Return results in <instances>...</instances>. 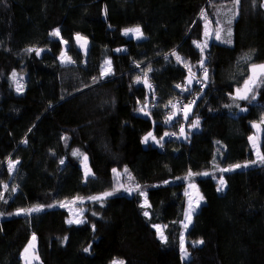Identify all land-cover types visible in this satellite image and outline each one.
<instances>
[{"label": "trees", "instance_id": "obj_1", "mask_svg": "<svg viewBox=\"0 0 264 264\" xmlns=\"http://www.w3.org/2000/svg\"><path fill=\"white\" fill-rule=\"evenodd\" d=\"M261 4L264 0L0 3V264H22L21 253L33 235L35 264H110L114 258L125 264H264V164L219 170L253 160L248 139L253 122L261 126L258 148L264 154V86L251 103L230 98L247 77L248 65L264 63ZM202 16L212 29L203 49L206 86L194 87L198 95L187 119L179 114L165 123L173 113L169 101L185 100L173 86L187 79L189 67L195 74L201 70L202 52L193 41L206 40ZM217 21L224 29L219 40ZM137 25L142 39L122 34ZM228 27L231 44L223 42ZM57 28L61 36H50ZM76 33L88 40L86 54L74 42ZM29 47L43 51L37 56L26 52ZM62 51L72 63H61ZM246 55L248 62L241 59ZM106 59L112 74L101 78ZM149 66L151 89L143 83ZM13 70L23 77V92L9 78ZM145 103L147 116L138 110ZM197 118L199 126L192 128ZM150 131L158 140L166 132L175 135L144 146L142 137ZM73 149L87 155L92 175L84 178L82 157H74ZM9 159L19 161L12 172ZM125 167L150 206H141L139 192L118 187L112 169L124 172ZM189 170L209 175L191 178L204 203L185 232L189 255L182 259ZM221 175L226 187L218 192L215 178ZM105 191L113 195L88 199ZM77 197L85 201L82 223L69 224L66 209L58 204ZM36 205H43L40 212L16 214ZM153 225L162 226L167 244ZM198 240L203 243L193 246Z\"/></svg>", "mask_w": 264, "mask_h": 264}, {"label": "snow or ice", "instance_id": "obj_2", "mask_svg": "<svg viewBox=\"0 0 264 264\" xmlns=\"http://www.w3.org/2000/svg\"><path fill=\"white\" fill-rule=\"evenodd\" d=\"M4 2V0H0V3ZM234 3L238 4L239 3V0H233ZM254 3H255V0H254ZM261 7H264V4H261ZM203 12V10H202ZM105 13H106V9H105ZM203 19H205V32H204V35L205 37L209 36L210 35V32H209V22L207 21L206 17L202 16ZM226 23L228 25H231L232 23V18H229L227 19ZM224 29L220 26L219 24V21H217V27L215 29V36H216V39H221V32L223 31ZM123 31V34L124 35H127L129 33H132L133 36L137 39H140L143 37V32L140 28L139 25L135 26V27H131V28H125L122 30ZM50 36H53V37H60L61 36V32H60V29L57 28V29H53L50 33H49ZM231 36H232V29L230 27L227 28V37L228 39H225L223 42L226 43V44H231L232 41H231ZM75 39L77 41V43L79 44L80 48H85L86 45H87V38L83 37L82 35H80L79 33H76L75 34ZM61 43L62 44H66L67 41H64L62 38H61ZM193 43L201 49V52H202V58H201V61H200V68L203 72V80H200V79H197L196 82L197 83H201L203 84L205 81H207L208 79V69L206 67H204V60H203V48L207 46V42L205 41V43L203 45H201L200 43H198L197 41H193ZM43 50L40 49V48H36V47H29L26 49V52L28 53H32V52H35V54L37 56H40L41 55V52ZM116 51H121V49H117ZM172 56H174L177 60V63H181L182 62V58L176 53V51H172L171 53ZM168 58V55L165 54V59ZM61 63H65V62H68V63H72L73 61L71 60V58L67 57L66 54L62 51L61 54H60V57H59ZM243 61L245 62H248L251 60V56H244L241 58ZM107 66V67H105ZM137 67H139V64H137ZM185 67H188L187 64H185ZM189 70V78H188V84L190 85L192 83V80L196 78V74L192 72L191 68L189 67L188 68ZM149 71H152L151 67L149 66L148 70L145 71L143 73V76H144V79H143V83L145 85V87L151 89L152 88V85L149 83L148 81V72ZM112 74V69H111V60H108L106 59L104 61V64L101 65V78L105 77V76H108V75H111ZM12 81H13V84L15 85V90L20 93V92H23L24 90V85L20 82L23 80V77H19L18 78V74L15 72V70H13V72L11 73L10 77H9ZM93 80L94 82L96 81V78L93 77ZM135 82L139 83L141 82V77L140 76H137L135 78ZM260 86H264V63H260V64H257V63H250L248 65V75L247 77L243 80V84L242 86H239L235 89V94L233 96H231L230 98L236 102V101H248L249 103H251V101L255 100L256 99V95L254 94L257 90L258 87ZM177 88H180L181 85L180 84H177L176 85ZM187 90V89H185ZM139 103V101H138ZM192 103H195V101H192L189 103V105L185 106L184 108V115H185V119L188 118V113L189 111L191 110V105ZM169 104L171 105V107L175 110L177 109V105L175 104H172L171 101H169ZM237 108L240 109L241 112L243 111H247V109H244V108H240V105L238 103H236L235 105ZM225 107H231V105H225ZM139 111H143L144 112V115H149L148 111H147V103L144 104V106L140 109H138ZM175 111L172 113V115H175ZM172 119V116L170 115L166 120H165V123H168L170 122ZM199 118H197L196 120L192 121V124H191V127L192 128H196L199 126ZM261 124H264V114H262L261 116V121H260ZM252 127L253 128H257L258 127V124L256 122H253L252 123ZM29 131H31V129H29ZM165 136H169V135H175V133H165L164 134ZM180 135L181 136H184L185 135V132H184V128L181 127L180 129ZM62 139H67L66 137H62ZM149 139H151L154 143L156 144H160V142L163 140V137H160L159 140L153 135V133L150 131L148 132L141 140V143H144V144H147V142L149 141ZM249 141L252 143L253 145V148L256 149V138L254 136H249ZM23 143H27V141H22ZM72 155L74 157H82V165L84 167V174L85 176H89V175H92V172H91V169L88 167V157L86 154L84 153H81L79 149H73V152H72ZM256 156H257V161H250V162H246L244 165H241V164H234V165H230L229 167L227 168H220V172H231L235 169H238V168H241V167H248L249 166V163H261V164H264V154H261L258 150L256 151ZM19 163V161H13L11 159L8 160V168H9V172H12L14 170V167L15 165ZM61 164L64 163V160H61L60 161ZM112 172L113 174H115L117 177L119 176V173H118V170L116 168H113L112 169ZM124 172L125 174L128 175V178L129 180L132 179L130 173H128V169L125 167L124 169ZM194 175H204V176H207L209 175V173L207 172H204V173H193L191 172V170H189L188 174L186 177H184L185 180H188L189 181V188L193 189V192H194V196H189V193L188 191L186 190L185 191V195L186 196H189V201H188V208L187 210L185 211L184 213V221L185 222H181L182 223V228L187 230L188 227H189V224L192 223V213L195 212V207L196 206H199V202L201 200L204 199L203 196H201L198 192V190L196 189V185L194 183H191V178L194 176ZM164 183H168L167 181H165ZM120 188H124V185L123 184H120L119 185ZM226 187V183H225V180H224V177L221 175L219 180H218V187H217V191L220 192V191H223L224 188ZM119 190V188L117 189H114L113 191H117ZM125 191H127L129 194H131L133 191H137L139 190V195L142 196V197H145L144 199V202L143 204L141 205L142 207H148L150 205H148V201H147V197H146V193L140 189V186L139 185H135L134 188H131V187H128V188H124ZM12 191L15 192L16 191V188L13 187L12 188ZM113 191H105L104 193H102L100 196H91V197H88V199L90 200H94V201H102L104 198L106 197H109L111 195H113ZM75 199H78L80 200L81 202L83 201V198L82 197H77ZM194 201H195V206H194ZM73 203H75V200L73 201ZM61 207H66L67 205L66 204H63L61 203L60 205ZM49 207H52V205H49ZM43 208V205H36L32 208H29V209H19L17 210V215L21 214V213H24V214H31L32 212H40ZM93 215H95V213H93ZM144 215L145 216H148L149 213L147 211L144 212ZM82 223V221L80 220H76V221H72V220H68L67 223L71 224V223ZM153 227L156 229L157 231V235H158V238L159 240L161 241L162 244H167V237L164 235L163 231H162V226L161 225H153ZM163 227H166V226H163ZM93 230H95V225H93ZM36 237L35 235H33L32 237V241L29 242V246H27L24 251L21 253V256L22 258L25 260V264H31L32 260L34 259H38V257L36 256H28L26 255L29 251V247L33 248L35 247L33 241H35ZM65 239H67V237H65ZM203 243V240H198V241H195L193 246H195L196 244H202ZM180 254H181V258L184 259L186 257H188L189 253L185 247V236H184V232L182 231L181 234H180ZM90 248H84L83 251L84 252H89ZM111 264H125V262L123 260H119V259H116L114 258L112 261H111Z\"/></svg>", "mask_w": 264, "mask_h": 264}, {"label": "rangeland", "instance_id": "obj_3", "mask_svg": "<svg viewBox=\"0 0 264 264\" xmlns=\"http://www.w3.org/2000/svg\"><path fill=\"white\" fill-rule=\"evenodd\" d=\"M135 27V26H134ZM128 28H131V27H128ZM125 29V28H124ZM209 32H210V35L209 36H207L206 37V40H204V41H208L209 40V38H210V36H211V32H212V29L210 28V26H209ZM122 34H123V31H122ZM124 35V34H123ZM124 36H126V37H132L133 39H136V40H139V39H137V38H135L134 36H133V34L132 33H129V34H127V35H124ZM143 38V37H142ZM142 38H140V39H142ZM74 42L76 43V45H77V47L82 51V53L83 54H86V52H87V47H88V40H87V45H86V47L85 48H80V46H79V44L77 43V41H76V39H75V36H74ZM205 43V42H204ZM204 43H202L201 45H203ZM204 49V48H203ZM105 67H107V66H105ZM109 76V75H108ZM105 77H107V76H105ZM188 78H189V72H188V75H187V79L185 80V82H186V85H188L187 87L188 88H190V89H194V83H193V80H192V83L189 85L188 84ZM187 88V89H188ZM197 96H195L194 97V99L196 98ZM193 101H195V100H193ZM180 102V101H179ZM187 105H189V104H186V105H184V107H183V109L180 107V106H178L179 107V109H178V107H177V109H173V112L175 111V115H171L172 116V118H174V117H176V116H178L179 114L181 115V116H183V117H185V115H184V108H185V106H187ZM192 106H193V103H192V105H191V108H192ZM191 111V110H190ZM190 111H189V113H190ZM188 113V114H189ZM142 115L143 116H146V115H144V112H142ZM258 124V127L257 128H253V133L251 134V136H254L255 138H256V149H254L253 148V145H252V143L250 142V145H251V149H252V152H253V160H251V161H257V156H256V151L258 150L259 151V148H258V145H259V142H260V135H261V126H260V124L259 123H257ZM182 127V126H181ZM181 127H180V129H181ZM183 128H184V126H183ZM180 129H178L179 130V132H180ZM152 132V131H151ZM147 134V133H146ZM145 134V135H146ZM165 134V133H164ZM144 135V136H145ZM143 136V137H144ZM170 136H173V135H169V136H165V135H163L162 137L163 138H166L167 139V137L169 138ZM142 137V138H143ZM148 143H151L152 145H159V144H156V143H154L151 139H149V141L147 142V144ZM144 146H146L147 144H144V143H142ZM246 162H250V161H245V162H242V163H239V164H241V165H244ZM258 164H261V163H259V162H257V163H254V164H252V163H249V166L248 167H252V166H255V165H258ZM248 167H241V168H238V169H235V170H241V169H246V168H248ZM81 168H82V172H83V176H84V178H87L86 176H85V174H84V167H83V165H82V163H81ZM119 173V176L117 177L116 175H115V179L117 180V182H118V187H119V185L120 184H123L124 185V188H128V187H131V188H134L135 187V185L136 184H134L131 180H129V178H128V175L127 174H125L124 172H122V171H119L118 172ZM195 177V175L193 176V178ZM219 178L220 177H218V178H215V180L217 181V184H218V180H219ZM123 183H122V182ZM191 183H194L195 185H196V189L198 190V192H199V194H200V191H199V189H198V187H197V184H196V182L193 180V179H191ZM138 185V184H137ZM140 186V185H139ZM120 188V187H119ZM140 189L141 190H143L142 188H141V186H140ZM188 191V193H189V196H194L195 194H194V192H193V189H191V188H189V181H186V183H185V190H184V198H185V208H184V213H185V211L187 210V208H188V201H189V196H186L185 195V191ZM127 192V191H126ZM137 192H139V190H137ZM201 195V194H200ZM202 196V195H201ZM144 199H145V197H142V204H143V202H144ZM75 200V203H73V201ZM84 200L81 202L80 200H77V199H73V200H68V201H64V202H61V203H63V204H66L67 206L66 207H63V208H65L66 209V211H67V213H68V220H72V221H76V220H80V221H82V214H83V212H84V209H83V207L84 206H82L83 204H84ZM61 203H59L58 205L60 206L61 205ZM204 203V199L203 200H201L200 202H199V206L201 205V204H203ZM194 206H195V201H194ZM199 206H196L195 207V212L198 210V208H199ZM61 207V206H60ZM195 212H193L192 213V219H193V215H194V213ZM17 213V212H16ZM184 213H183V220H182V222H185L184 221ZM67 220V221H68ZM71 224H78V223H75V222H73V223H71ZM192 224V223H191ZM191 224H189V227L191 226ZM188 227V228H189ZM155 229V228H154ZM156 230V229H155ZM184 232V235H185V232L187 231V230H185V229H183V228H181V231H180V234H181V232ZM157 232V231H156ZM33 237V236H32ZM32 237L30 238V240H29V242L30 241H32ZM29 242L27 243V245L25 246V248L27 247V246H29ZM33 243H34V245H35V247H34V249L33 248H31V247H29V251H28V253L26 254V255H28V256H36L37 257V255H36V239H35V241H33ZM198 245V244H197ZM24 248V249H25ZM24 251V250H23ZM22 251V252H23ZM22 257V256H21ZM116 259H119V260H123V259H121V258H116ZM184 259H186V258H184ZM37 262V259H34V260H32V262H31V264H35ZM22 264H25V260L22 258ZM111 264V263H110Z\"/></svg>", "mask_w": 264, "mask_h": 264}, {"label": "built area", "instance_id": "obj_4", "mask_svg": "<svg viewBox=\"0 0 264 264\" xmlns=\"http://www.w3.org/2000/svg\"><path fill=\"white\" fill-rule=\"evenodd\" d=\"M197 79L203 80V72H202V70H200V72L198 74H196V78L193 80V83H194L193 85L196 88V90L201 91V90H203L205 88L206 83L205 82L203 84L197 83L196 82ZM177 84H180L181 87L177 88L176 87ZM177 84H175L173 86V88H174V90H176L177 92L182 94L184 96L185 100H180V102L177 101V102H175V105H177V107L180 106L183 109L184 105L189 104L190 102L195 100L194 97L197 96L198 93H197L196 90L188 88L187 87L188 85H186L185 81L178 82ZM185 89H187V90H185ZM178 109H179V107H178Z\"/></svg>", "mask_w": 264, "mask_h": 264}]
</instances>
